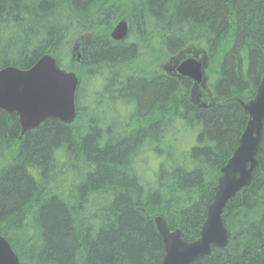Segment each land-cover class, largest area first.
<instances>
[{"label": "trees", "instance_id": "trees-1", "mask_svg": "<svg viewBox=\"0 0 264 264\" xmlns=\"http://www.w3.org/2000/svg\"><path fill=\"white\" fill-rule=\"evenodd\" d=\"M117 2L0 0V69H28L49 54L72 70L74 42L91 29L101 34L85 49L73 123L47 119L20 137L16 115L0 111V236L18 264H160L153 218L164 217L186 242L197 239L246 126L242 104L264 74V0H137L125 14L127 36L115 42ZM140 41L149 65L202 43L210 106L193 105L186 78L120 71ZM82 76L101 81L96 96L105 83L112 103L132 105L135 127L118 110L113 124L105 112L82 113ZM182 119L198 128L184 150L175 140ZM256 159L250 184L223 210L227 246L191 264H264V128Z\"/></svg>", "mask_w": 264, "mask_h": 264}, {"label": "water", "instance_id": "water-1", "mask_svg": "<svg viewBox=\"0 0 264 264\" xmlns=\"http://www.w3.org/2000/svg\"><path fill=\"white\" fill-rule=\"evenodd\" d=\"M127 24L121 20L111 37L123 39ZM264 53V47L262 48ZM202 64L193 58L180 62L175 72L200 84L203 80ZM78 80L74 73L61 70L55 59L43 55L29 69L15 67L0 69V110L15 114L21 134L37 128L47 119L70 124L76 117L75 92ZM248 114L246 127L231 158L221 169L214 189L213 202L207 209L198 239L186 242L179 230L171 231L164 217L156 216L154 226L164 245L160 264H191L211 253V247L222 248L227 243V232L221 213L227 202L242 188L247 187L252 171L258 166L257 146L262 138L264 125V74L255 96L242 104ZM0 264H18V258L9 244L0 236Z\"/></svg>", "mask_w": 264, "mask_h": 264}, {"label": "rangeland", "instance_id": "rangeland-1", "mask_svg": "<svg viewBox=\"0 0 264 264\" xmlns=\"http://www.w3.org/2000/svg\"><path fill=\"white\" fill-rule=\"evenodd\" d=\"M120 1L121 0H118V2L115 5H116L117 9L120 10L119 11V13H120L119 14L120 15L119 20H125V14L127 13L128 10H131V8H130L131 4L136 3L137 0H134L133 2H131L130 5H129L128 0H125L126 3H120ZM99 36H101L99 29H91L87 33L81 35L74 42V44L72 46L71 55H70L71 59L73 61H75V59H76L75 51L78 50L79 47H81L82 45L88 46V44L92 40L94 42ZM154 37H155V35H154ZM133 39L134 38H131L130 41H132ZM153 42H154V46L156 47V49H158V47L156 46L157 39L154 38ZM142 46H143V44L140 41V50L138 52L136 59L133 60L132 62L128 63V64L123 65L120 68V71H122L126 75L149 77V76H152L153 70H159V71L169 75L170 77H173L177 80H181L180 77H177L172 73H168L169 69L172 68L173 65H175L177 62L181 61L184 58H187V57L204 58V56H205L204 45L202 43H192V44H189L188 46H186L181 51H179L173 57H166L159 64L154 63V65H152V64L149 65L153 57L148 56L145 48ZM85 49H86V47H85ZM81 60H82V62L84 61L83 53H82ZM142 66H145L146 68H143ZM124 70L126 71V73L124 72ZM84 78L85 77L82 76V95H83V99L81 102L82 113L84 111H85L84 113H86V114L89 113L88 111H90L91 108L93 111H95V114L100 115V116H102V114L105 112V116H108L107 117V120H108L107 124L108 123L113 124V122L110 121L109 119L111 117L116 116L117 112L115 110H118L120 122L127 120L128 124H129V126H128L129 128L135 127V124H133L132 122H130L128 120V119H130V115H131L130 113L132 111V105H130L126 102H123V101H118L117 104L112 103V101L109 99L110 97L107 96L108 93L104 92V90H106L105 83L102 84V87H103L102 94L96 96L95 91H97L98 88L101 86V81L98 79V77L95 79H88L87 78L86 81L84 80ZM206 88H207L206 81L199 86H195L194 84H192L191 92H190V101L196 107L208 108L210 106L209 105L210 103L208 101L209 96L207 94L208 90ZM107 90H109V88H107ZM108 100H109V102H108ZM91 101L93 102V107L88 105V102H91ZM98 106L99 107L100 106L105 107V108H103L104 110H102ZM84 108H85V110L83 111ZM87 108H89L90 110H88ZM101 111H102V114L100 113ZM85 116H87V115H84V117ZM77 117H76V119H77ZM183 121H185V120L182 119L181 121H178L181 123L180 124L178 123L179 129L177 130V132H175V136H176L175 140L178 141L179 147L183 148V150H184V147H186L188 145V143L192 144V142L194 141V138H195L196 132L198 131V128L191 129ZM183 150H182V152H183ZM145 158L148 161V165L149 164L153 165V161H152L154 159L153 155H151L149 153L145 156ZM150 169H152V166L150 167Z\"/></svg>", "mask_w": 264, "mask_h": 264}, {"label": "bare ground", "instance_id": "bare-ground-1", "mask_svg": "<svg viewBox=\"0 0 264 264\" xmlns=\"http://www.w3.org/2000/svg\"><path fill=\"white\" fill-rule=\"evenodd\" d=\"M119 21H121V20H119ZM119 21H118V22H119ZM123 21H125V20H123ZM118 22L116 23V25L118 24ZM125 22H126V21H125ZM126 24H127V22H126ZM116 25H115V26H116ZM115 26L112 28V30H111L110 33H109L110 39L113 40V41H115V42L123 41V40L125 39V37L127 36V34H126V36H125L123 39H121V40H115V39H113V38L111 37V33H112L113 29L115 28ZM127 28H128V25H127ZM127 33H128V32H127ZM76 116H77V113H76ZM75 119H76V117L74 118V120H75ZM74 120H73V121H74ZM73 121H72V122H73ZM247 121H248V120H247ZM72 122H71V123H72ZM71 123H70V124H71ZM246 124H247V123H246ZM19 126H20V125H19ZM245 127H246V126H245ZM263 128H264V125L262 126V131H263ZM244 129H245V128H244ZM30 131H31V130H30ZM25 133H26V132H25ZM25 133H24V134H25ZM24 134H23V135L21 134V128H20V137L24 136ZM259 142H260V141H259ZM258 145H259V143H258ZM257 149H258V146H257ZM230 158H231V157H230ZM225 165H226V164H225ZM225 165H224V166H225ZM242 189H243V188H242ZM239 191H240V190H239ZM239 191H238V192H239ZM238 192H237V193H238ZM234 196H235V195H234ZM231 199H232V198H231ZM212 202H213V200H212ZM212 202H211V203H212ZM209 206H210V205H209ZM209 206H208V207H209ZM225 206H226V205H225ZM225 206H224V208H225ZM224 208L222 209V213H223ZM207 209H208V208H207ZM222 213H221V220H222ZM206 214H207V213H206ZM154 218H155V217H154ZM222 222H223V221H222ZM153 224H154V219H153ZM171 231H172V230H171ZM173 231H174V230H173ZM226 232H227V231H226ZM199 234H200V233H199ZM197 239H198V238H197ZM195 240H196V239H195ZM195 240H194V241H195ZM192 242H193V241H192ZM227 244H228V234H227V243H226L225 246H227ZM225 246H224V247H225ZM212 247H215V246H212ZM212 247H211V249H212ZM216 248H218V247H216ZM222 248H223V247H222Z\"/></svg>", "mask_w": 264, "mask_h": 264}, {"label": "flooded vegetation", "instance_id": "flooded-vegetation-1", "mask_svg": "<svg viewBox=\"0 0 264 264\" xmlns=\"http://www.w3.org/2000/svg\"><path fill=\"white\" fill-rule=\"evenodd\" d=\"M83 53V55H85V48L81 47V49L79 51H77L75 54H76V59L74 61V63L78 66L79 64L82 63V60H81V54ZM85 58V57H84ZM81 61V63H80Z\"/></svg>", "mask_w": 264, "mask_h": 264}]
</instances>
